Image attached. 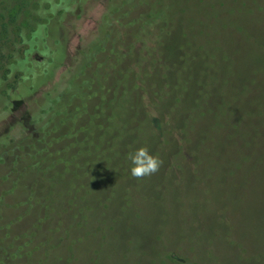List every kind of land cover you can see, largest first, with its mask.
I'll return each mask as SVG.
<instances>
[{"label": "rangeland", "instance_id": "1", "mask_svg": "<svg viewBox=\"0 0 264 264\" xmlns=\"http://www.w3.org/2000/svg\"><path fill=\"white\" fill-rule=\"evenodd\" d=\"M146 1L149 13L139 12L161 10L162 18L171 2ZM116 2L26 3L20 23L41 17L43 24L33 25L28 51L20 46L0 83V135L17 121L35 134L32 112L70 78ZM174 2L147 40L153 51L140 59L150 93L165 106L167 125L172 106L185 102H174L181 79L199 103L217 79L222 85L204 102L215 112L181 143L177 133L162 146L157 137L149 152L163 165L141 180L106 171L108 178L95 179L77 168L62 178V165L44 177L26 168L31 158L14 165L19 152L5 153L0 172L11 175L0 181V264H264V73L257 70L264 67V0Z\"/></svg>", "mask_w": 264, "mask_h": 264}, {"label": "trees", "instance_id": "2", "mask_svg": "<svg viewBox=\"0 0 264 264\" xmlns=\"http://www.w3.org/2000/svg\"><path fill=\"white\" fill-rule=\"evenodd\" d=\"M174 1L171 0L170 8L166 4L163 18L161 10L150 15L139 12L140 9L148 12L146 6L150 2L146 0H118L109 7L102 19L98 38L81 51L70 78L32 112L31 123L35 134L32 135L27 125L17 121L0 135V166L5 164V153L17 150L19 153L15 154L14 165L23 157H29L32 164L26 168L37 170L44 177L51 174L56 166L62 165L63 172L57 174L62 178L77 168L95 179L103 177L102 173L104 175L106 171L108 175L132 181L130 153L140 147L149 150L157 137L158 146H162L165 141H172V132L182 137L180 143L185 137L194 135L199 118L205 113L215 112L210 107L211 101L204 102L205 98L213 99L215 88L218 84L222 85L221 81L216 79L211 81L215 83L212 86L207 84L205 98L203 94L199 95V103L193 97L195 90L192 83L187 85V81L181 79L175 88L178 97L174 102H185L172 106V118L168 116L165 125L162 121L165 114L163 119L160 115L166 112V108L157 103L150 93L151 82L140 62L143 55L153 51L147 40L156 25L158 27L171 17L172 6L178 4ZM27 2L29 0H0V83L9 76L11 57L19 55L20 46L26 44L24 51H28L30 42L25 37L35 34L37 29L33 25L39 27L43 24L41 17L27 26L20 23L26 13ZM134 13L140 16L138 14L139 17L133 19ZM62 17L59 15L57 18ZM139 21L142 22L140 27ZM136 54H139V59H136ZM190 70L192 72V68ZM257 70L264 73L263 66L257 67ZM165 77L167 79L169 75ZM203 82L207 81L204 78L196 81L200 85ZM167 84L172 87L171 83ZM155 89L160 99L166 98L163 87ZM187 90L191 92L186 94ZM5 114L0 98V119ZM220 118L223 119L222 116ZM220 126L224 127V124ZM73 149L75 153H71ZM42 165L45 167L41 168ZM10 175V172H0V181ZM2 218L0 216V221Z\"/></svg>", "mask_w": 264, "mask_h": 264}, {"label": "clouds", "instance_id": "3", "mask_svg": "<svg viewBox=\"0 0 264 264\" xmlns=\"http://www.w3.org/2000/svg\"><path fill=\"white\" fill-rule=\"evenodd\" d=\"M132 163L130 174L133 178L141 180L157 173L163 165V160L150 154L148 148L140 147L128 157Z\"/></svg>", "mask_w": 264, "mask_h": 264}]
</instances>
